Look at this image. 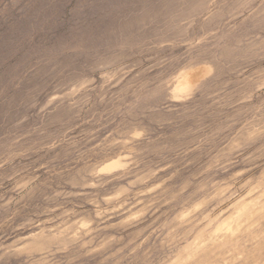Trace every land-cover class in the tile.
<instances>
[{
  "label": "clouds",
  "instance_id": "9594fccd",
  "mask_svg": "<svg viewBox=\"0 0 264 264\" xmlns=\"http://www.w3.org/2000/svg\"><path fill=\"white\" fill-rule=\"evenodd\" d=\"M37 57L39 122L0 137V264H264V0H182Z\"/></svg>",
  "mask_w": 264,
  "mask_h": 264
},
{
  "label": "rangeland",
  "instance_id": "374dc122",
  "mask_svg": "<svg viewBox=\"0 0 264 264\" xmlns=\"http://www.w3.org/2000/svg\"><path fill=\"white\" fill-rule=\"evenodd\" d=\"M181 2L0 0V137L13 131L15 122L25 114L30 116L29 125L39 122L37 110L28 107L31 97L43 102L47 94L42 91L46 78L36 66L38 53L71 41L81 31L99 32L121 18L163 14ZM152 31L149 29L147 34L151 35ZM188 90L187 83L178 79L176 93L184 94Z\"/></svg>",
  "mask_w": 264,
  "mask_h": 264
}]
</instances>
